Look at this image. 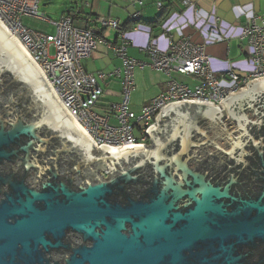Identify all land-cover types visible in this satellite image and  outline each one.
Returning <instances> with one entry per match:
<instances>
[{
	"label": "water",
	"instance_id": "95a60500",
	"mask_svg": "<svg viewBox=\"0 0 264 264\" xmlns=\"http://www.w3.org/2000/svg\"><path fill=\"white\" fill-rule=\"evenodd\" d=\"M229 97L264 110V77ZM220 108L170 103L151 147H97L0 22V264H264L261 124L210 134Z\"/></svg>",
	"mask_w": 264,
	"mask_h": 264
},
{
	"label": "built area",
	"instance_id": "2783aa9c",
	"mask_svg": "<svg viewBox=\"0 0 264 264\" xmlns=\"http://www.w3.org/2000/svg\"><path fill=\"white\" fill-rule=\"evenodd\" d=\"M40 1L0 0V22L40 68L61 104L97 147L145 146L149 141L145 131L155 123L164 106L184 100L208 101L218 106L228 94L235 93L253 79L264 77V21L257 25L255 18L248 19L238 37L248 48L251 71L240 73L230 69L216 77L204 46L189 39L168 36L165 51L149 43L144 49L146 61L128 59L126 51L129 43L121 30L122 25L110 18H100L99 26L79 29L73 25L70 15H63L52 23L54 34L29 30L23 26L22 19L41 18L38 12ZM185 3L189 4L188 1ZM156 7L159 12L163 9L161 2H157ZM45 21L49 22L47 18ZM103 29H112L117 33L118 43L108 47L122 61L123 78L120 101L105 107L103 114H98L95 108L103 95L98 80H102L104 75L86 74L80 61L89 57L97 45L103 43ZM144 68L162 72L168 79L165 90L142 107L139 113H134L129 103L130 93L134 89L133 73L135 69ZM172 74L193 78L197 84L193 87L182 84L174 80ZM221 83L229 86H221ZM99 175L103 179L107 177L104 170L99 171Z\"/></svg>",
	"mask_w": 264,
	"mask_h": 264
},
{
	"label": "crops",
	"instance_id": "0c3cea01",
	"mask_svg": "<svg viewBox=\"0 0 264 264\" xmlns=\"http://www.w3.org/2000/svg\"><path fill=\"white\" fill-rule=\"evenodd\" d=\"M70 1L71 6L66 7L53 21L47 18L48 21L55 23L63 15H70L73 25L79 29L99 26L100 18L117 20L122 26L128 22H137L124 32L129 43L127 58L137 61H146L144 49L149 43H153L160 51H165L168 36L189 39L204 46L210 68L216 77L230 69L240 73L251 71L248 48L238 37L248 19L255 18L257 25L264 21V0ZM187 1L189 4L185 3ZM157 2H161L163 8L168 7L167 13L159 23L161 12L157 10ZM76 22L81 25L77 26ZM101 36L103 43L98 44L89 57L80 61L82 70L87 71L86 74L104 75L102 80H98V85L103 91L101 102L95 108L99 114L105 112V107L120 101L123 78L122 61L108 47L118 43L117 33L112 29H103ZM171 77L185 85H189L188 82L197 84V80L190 77L178 74H172ZM167 79L164 73L156 70L135 69L134 89L129 96L131 110L139 113L142 107L165 90Z\"/></svg>",
	"mask_w": 264,
	"mask_h": 264
},
{
	"label": "flooded vegetation",
	"instance_id": "af4514ba",
	"mask_svg": "<svg viewBox=\"0 0 264 264\" xmlns=\"http://www.w3.org/2000/svg\"><path fill=\"white\" fill-rule=\"evenodd\" d=\"M227 104V106H226ZM249 104H252L249 98H240V99H232L231 97L225 99L223 103L217 107H221L220 110H215V119L211 125H208V122H202L200 123L201 126L210 132V134L216 133L219 131V133L223 132V128H226V132H232V137H236L240 134V127H238V122L241 120L242 116V109H244V114L246 115V120L244 121L245 132L247 133L248 137H250V130L251 133L254 131V127L257 126L256 124H261L259 128L258 135L260 138L264 139V110H259L257 113H255L254 110L247 109V106ZM241 109V110H240ZM263 112V114H262ZM243 122V121H242ZM155 131V130H154ZM152 131L151 135L149 136V141L144 147L141 148H149L152 146V141H150V137L154 133ZM250 141L246 142V146L244 148V151L247 153V148ZM219 144L222 147H225V141L220 140ZM92 148V147H91ZM93 150V149H92ZM94 151V150H93ZM249 153H252L253 149L250 147L248 148ZM6 187H4V190ZM68 237L71 239L80 240L78 237L72 236L68 234ZM89 245V244H88ZM51 256L55 258L56 254L51 253Z\"/></svg>",
	"mask_w": 264,
	"mask_h": 264
},
{
	"label": "rangeland",
	"instance_id": "374dc122",
	"mask_svg": "<svg viewBox=\"0 0 264 264\" xmlns=\"http://www.w3.org/2000/svg\"><path fill=\"white\" fill-rule=\"evenodd\" d=\"M77 1L80 2V0H77ZM69 3H71L70 0H41L38 5V12L40 15H42V17L39 19L25 17L22 19V24L27 29L38 32V33L54 34L55 28L53 27L52 23L46 22L45 19L48 18L49 20L53 21L61 14V12L66 7L71 6ZM78 5L81 6L80 4ZM82 6H83V3H82ZM76 24L77 26L81 25L78 22H76ZM50 54L51 55L53 54V49L50 50ZM85 72L87 73V71ZM188 84H189L188 86L190 87H193L194 85L192 82L191 83L188 82ZM221 84H222L221 86H229V84L227 83H221ZM96 112L98 114L100 113L99 111H96Z\"/></svg>",
	"mask_w": 264,
	"mask_h": 264
},
{
	"label": "trees",
	"instance_id": "16d2710c",
	"mask_svg": "<svg viewBox=\"0 0 264 264\" xmlns=\"http://www.w3.org/2000/svg\"><path fill=\"white\" fill-rule=\"evenodd\" d=\"M167 8H168V7H164V8L162 9V11H161V13H160V15H159L158 23H159V21H161V19L163 18V16L167 13ZM136 23H137V22H133V23L128 22V23H126L125 25H123V26L121 27V30L124 31V32H126V30H127L131 25L136 24ZM155 24H157V23H155ZM155 24H151V25H155Z\"/></svg>",
	"mask_w": 264,
	"mask_h": 264
}]
</instances>
